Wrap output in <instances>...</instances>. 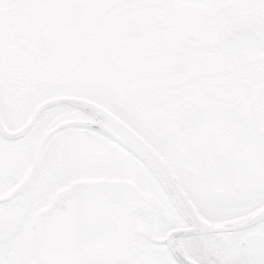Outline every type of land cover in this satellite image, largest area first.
<instances>
[{
    "label": "snow or ice",
    "instance_id": "snow-or-ice-1",
    "mask_svg": "<svg viewBox=\"0 0 264 264\" xmlns=\"http://www.w3.org/2000/svg\"><path fill=\"white\" fill-rule=\"evenodd\" d=\"M0 264H264V0H0Z\"/></svg>",
    "mask_w": 264,
    "mask_h": 264
}]
</instances>
